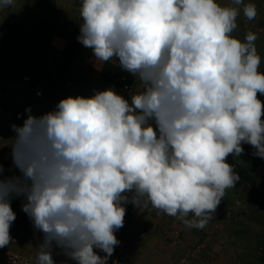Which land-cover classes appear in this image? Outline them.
Here are the masks:
<instances>
[{"label":"clouds","instance_id":"9594fccd","mask_svg":"<svg viewBox=\"0 0 264 264\" xmlns=\"http://www.w3.org/2000/svg\"><path fill=\"white\" fill-rule=\"evenodd\" d=\"M241 8L257 16L245 0H81L78 42L143 89L130 102L107 88L38 116L25 109L11 125V175L0 162V249L12 242L15 198L42 234L35 264H57L56 249L108 264L128 204L205 228L240 180L228 156L246 143L264 159V72L257 34L232 35Z\"/></svg>","mask_w":264,"mask_h":264},{"label":"crops","instance_id":"0c3cea01","mask_svg":"<svg viewBox=\"0 0 264 264\" xmlns=\"http://www.w3.org/2000/svg\"><path fill=\"white\" fill-rule=\"evenodd\" d=\"M79 8L76 0H59L51 17L53 33L41 63L35 60L33 65L19 66V71L25 73L6 74V64L0 61V107L9 103L16 108L14 114L4 110L3 115L7 126L1 153L7 157L6 175L12 174L8 172L12 166L10 139L14 136L11 125H22L27 116L25 109L30 107L32 114L38 116L53 110L62 98L69 95L91 96L95 91L107 88H114L118 93L116 82L104 76L107 65L124 72V77L133 81L135 86H141L139 80L122 70L117 61H96L92 51L78 42ZM34 71L41 72L47 85L42 97L34 98L29 94L23 108L17 103L21 98L22 78ZM123 96L127 98L126 94ZM229 191L227 189L224 196L229 195ZM239 201L241 203L236 205L233 200L222 198L215 217L203 229L189 228L167 214L146 215L128 204L121 228L127 256L133 260L141 259L144 264H259L264 238L262 206L255 199L239 198ZM230 214L236 217L230 218ZM182 225L189 233L184 242L177 237V230ZM56 251L62 252L60 249Z\"/></svg>","mask_w":264,"mask_h":264},{"label":"rangeland","instance_id":"374dc122","mask_svg":"<svg viewBox=\"0 0 264 264\" xmlns=\"http://www.w3.org/2000/svg\"><path fill=\"white\" fill-rule=\"evenodd\" d=\"M254 3L257 8V16L253 20H248L241 8V13L237 18V28L232 35L240 40H244L247 32L252 31L257 34L258 39L255 41L258 54L261 56V64L259 70L264 72V0H245V3ZM79 7L81 0H76ZM222 6L231 5V0H218ZM59 4V0H14V3L7 7H0V61L6 64L4 73L17 74L18 67L24 64H32L38 58L40 46L45 39L49 37L52 29L51 17L55 13ZM19 71V72H18ZM1 72V71H0ZM31 74V73H28ZM143 86H135L131 94L127 95L130 102L132 94L142 91ZM258 99L264 103V95L257 94ZM3 113L10 111L14 114L15 107L9 103L2 105ZM4 115V114H3ZM264 119V116H262ZM244 152L239 156L229 155L236 165L235 172H247L255 179V192H259L264 200V159L253 155L255 149L250 144H242ZM229 195L223 198L231 199L234 203L240 204V199H255L254 190L243 180L236 182L234 189H228ZM23 198H15L11 202V207L16 213V219L11 225L10 235L12 242L5 248L0 249V261L8 251H17L23 254L31 255L38 247L42 240V234L35 231L29 217L22 211ZM248 213L249 210L245 209ZM264 217V208L262 206ZM246 215H250L247 214ZM230 218L236 216L229 215ZM189 234V233H188ZM58 264L66 262V264H74V261L65 259L63 253H58ZM131 259V258H130ZM133 260V259H132ZM138 264L145 262L133 260ZM144 262V263H143ZM259 264H264V258L260 255Z\"/></svg>","mask_w":264,"mask_h":264},{"label":"built area","instance_id":"2783aa9c","mask_svg":"<svg viewBox=\"0 0 264 264\" xmlns=\"http://www.w3.org/2000/svg\"><path fill=\"white\" fill-rule=\"evenodd\" d=\"M115 82L117 84L118 93L121 95L131 93L134 90V87H135L134 82L125 77H120L116 79ZM22 83H23V86L20 89L21 98L18 100L17 103H18V106H21L24 108L26 107L29 94H32L34 98H40L44 95V87L47 85V80L44 77L42 78L39 77V78L34 79L31 74H26L22 78ZM67 85L70 86L71 84L68 83ZM3 114H4L3 108L0 107V162L3 163L4 167H6L7 157H3L4 155L2 156V153H1L3 136H4L6 126H7L6 125L7 121L3 117ZM141 212L146 215H150V216H155L157 214L158 215L164 214L156 209L151 208V206H149L148 209L143 210ZM115 235L119 239L120 244L115 247L114 255L108 260V264H138L137 262L133 261L127 256L123 230L119 229L115 233ZM177 237L181 242H184L187 240L188 231L183 225L178 228ZM37 251L38 249L35 252H33L31 255L23 254L17 251H8L5 254V256L2 258V260L0 261V264H35V258H36ZM94 251H96L101 256L105 255V253H103L99 249H94ZM260 255L262 256V258H264V240L260 247ZM64 257L66 260L72 261L69 258H67L65 255ZM53 258L58 264V254L56 250L54 251Z\"/></svg>","mask_w":264,"mask_h":264},{"label":"trees","instance_id":"16d2710c","mask_svg":"<svg viewBox=\"0 0 264 264\" xmlns=\"http://www.w3.org/2000/svg\"><path fill=\"white\" fill-rule=\"evenodd\" d=\"M52 29H51V34L49 35V37L47 39H45L44 43L42 44V46H40V50L38 52V58H37V63H41L44 60L45 57V51L47 46L50 43V38L52 36ZM32 77L34 79L39 78V77H44L41 72L38 71H34L32 74ZM104 76L112 81H115L116 79L120 78V77H124L126 76V74L124 72L118 71L116 70L113 66L111 65H107V67H105L104 70ZM127 99V98H126ZM227 162L229 164H231L234 169H236V165L234 164L233 160L230 158V156H228L227 158ZM241 174H243V176H240L237 172V174L240 176V180H243L245 183H247L253 190H254V196L255 198L259 201L260 205L263 206L264 208V200L262 199L260 193L257 191L255 192V188H256V184H255V179L254 177L250 176L247 172L241 171L239 172ZM264 240V238H263Z\"/></svg>","mask_w":264,"mask_h":264},{"label":"water","instance_id":"95a60500","mask_svg":"<svg viewBox=\"0 0 264 264\" xmlns=\"http://www.w3.org/2000/svg\"><path fill=\"white\" fill-rule=\"evenodd\" d=\"M238 174H239L240 176H243V174H241V173H239V172H238Z\"/></svg>","mask_w":264,"mask_h":264}]
</instances>
